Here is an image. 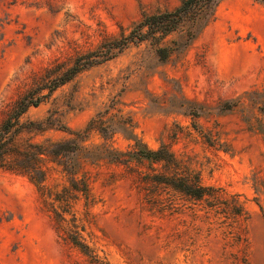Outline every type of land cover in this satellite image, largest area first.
Segmentation results:
<instances>
[{
	"label": "rangeland",
	"instance_id": "1",
	"mask_svg": "<svg viewBox=\"0 0 264 264\" xmlns=\"http://www.w3.org/2000/svg\"><path fill=\"white\" fill-rule=\"evenodd\" d=\"M180 1L0 0V125L47 68L71 65L103 39L127 34L143 15ZM185 28L160 45L180 41ZM181 96L205 113L184 114ZM228 100L238 103L219 111ZM111 102L112 113L132 117L139 139L186 160L214 195L195 199L141 182L122 166L86 165L92 201H77L73 211L83 218L92 258L56 227L27 175L0 170V264H264V3L218 0L188 46L166 61L150 42L132 44L44 96L22 121L51 114L77 131ZM25 137L44 143L71 134L51 128ZM101 142L91 132L84 144ZM128 144L113 138V147ZM48 165L45 184L59 190L66 175ZM148 167L142 175L155 172Z\"/></svg>",
	"mask_w": 264,
	"mask_h": 264
},
{
	"label": "trees",
	"instance_id": "2",
	"mask_svg": "<svg viewBox=\"0 0 264 264\" xmlns=\"http://www.w3.org/2000/svg\"><path fill=\"white\" fill-rule=\"evenodd\" d=\"M257 1L264 3V0ZM217 3L218 0H181L172 10L143 15L127 34L122 32L117 37L103 39L95 49L77 55L71 65L47 68L41 82L15 102L11 113L0 125V170L29 177L36 185L41 202L55 221L56 227L62 230L65 238L83 254L94 257L82 234L83 218L76 215L73 207L81 199L86 206L92 201L90 172L85 168L86 165H96L104 161L122 166L129 175L141 182L143 179L152 181L195 199H202L205 195L212 196L214 194L211 192L216 189L202 185L199 173L195 172L186 160L178 158L167 146L149 148L135 134V124L130 115L121 113L120 109H116L115 113L111 112L115 110V102L98 111L83 129L77 131L69 130L61 124L59 118L51 114L39 120L22 121V117L30 107L39 106L44 96L72 80L78 73L116 57L132 44L148 41L155 47L157 58L166 61L173 51H180L188 46L213 16ZM183 26L186 28L180 41L173 40L171 46L160 45L163 38ZM43 89H47L46 94H40ZM252 94L256 92L249 95ZM181 98L178 107L184 114L198 117L205 113L202 105L184 96ZM237 103L238 100L225 101L218 110H231ZM51 128L65 130L71 137L58 141L47 140L44 143L25 137L26 134ZM91 132H96L102 142L85 145L84 141ZM117 135L129 142L123 150L112 145L113 138ZM48 162L60 166L66 175V183L59 190L45 184L52 170ZM144 163L155 172L142 175L139 169ZM67 214H70V217H67Z\"/></svg>",
	"mask_w": 264,
	"mask_h": 264
}]
</instances>
